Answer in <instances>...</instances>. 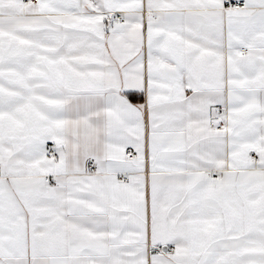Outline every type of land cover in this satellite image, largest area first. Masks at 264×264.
Listing matches in <instances>:
<instances>
[{"label": "snow or ice", "instance_id": "6c2138e0", "mask_svg": "<svg viewBox=\"0 0 264 264\" xmlns=\"http://www.w3.org/2000/svg\"><path fill=\"white\" fill-rule=\"evenodd\" d=\"M0 264H264V0H0Z\"/></svg>", "mask_w": 264, "mask_h": 264}]
</instances>
